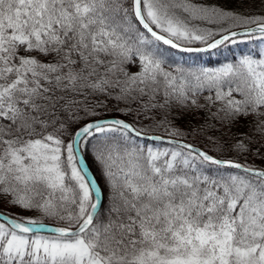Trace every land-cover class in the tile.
I'll use <instances>...</instances> for the list:
<instances>
[{"label": "snow or ice", "instance_id": "6c2138e0", "mask_svg": "<svg viewBox=\"0 0 264 264\" xmlns=\"http://www.w3.org/2000/svg\"><path fill=\"white\" fill-rule=\"evenodd\" d=\"M229 2L0 0V264H264V14Z\"/></svg>", "mask_w": 264, "mask_h": 264}, {"label": "trees", "instance_id": "16d2710c", "mask_svg": "<svg viewBox=\"0 0 264 264\" xmlns=\"http://www.w3.org/2000/svg\"><path fill=\"white\" fill-rule=\"evenodd\" d=\"M197 2H201V0H197ZM208 2H214V3H224L225 0H208ZM242 5V6H241ZM228 7L231 8H236L239 11H246V12H251L253 14H264V11H262V0H230V2L227 5ZM249 50L251 51H258L259 50V45L258 44H253V43H242L238 44L235 46H230L228 50L222 51L221 55L217 57L215 54H205V53H200V54H185L186 56L195 58L196 55H198L202 61H207L210 65L216 64L218 62H223L226 58L227 59H232L234 56H239L241 54H244L248 52ZM114 106V102L109 103V107L112 108ZM113 115H119L118 113L115 112H109L107 113V116H113ZM203 114H200L199 116H186L184 119L177 121V125L184 128L188 129L189 127H196L198 124L202 123ZM122 119H128L131 120V117H124L120 116ZM243 130H240L241 128ZM238 129H234L233 131H245L246 130V124L245 122L241 123ZM216 135H219V133H215ZM191 142L193 143H198L200 146H203V138L202 137H189ZM259 147V145H253V150L255 148ZM261 151H264V149H261ZM241 161L244 160L243 157L240 158ZM247 160L249 163H254L257 166H264V161L256 158L253 155H249L247 157ZM89 164H92L91 157H89ZM93 172L98 174L97 169L95 166H93Z\"/></svg>", "mask_w": 264, "mask_h": 264}, {"label": "rangeland", "instance_id": "374dc122", "mask_svg": "<svg viewBox=\"0 0 264 264\" xmlns=\"http://www.w3.org/2000/svg\"><path fill=\"white\" fill-rule=\"evenodd\" d=\"M241 128V127H240ZM240 130H243L242 128Z\"/></svg>", "mask_w": 264, "mask_h": 264}]
</instances>
